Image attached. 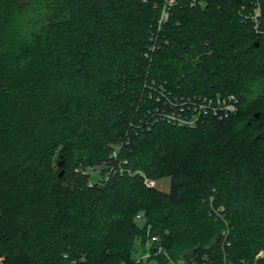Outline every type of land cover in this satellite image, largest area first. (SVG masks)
Returning <instances> with one entry per match:
<instances>
[{
	"label": "trees",
	"instance_id": "1",
	"mask_svg": "<svg viewBox=\"0 0 264 264\" xmlns=\"http://www.w3.org/2000/svg\"><path fill=\"white\" fill-rule=\"evenodd\" d=\"M168 4L0 0V264H264V0Z\"/></svg>",
	"mask_w": 264,
	"mask_h": 264
},
{
	"label": "built area",
	"instance_id": "2",
	"mask_svg": "<svg viewBox=\"0 0 264 264\" xmlns=\"http://www.w3.org/2000/svg\"><path fill=\"white\" fill-rule=\"evenodd\" d=\"M167 1L169 3L168 5L170 6L174 3L175 0H167ZM255 13H256L255 18H258L261 14L260 7L255 10ZM167 17H168V11L164 13L162 20L167 19ZM207 101L205 99V101L202 104H199L198 106H196L194 109L195 113L191 116L186 115L188 117L184 118L181 114L180 115L171 114V115H168L167 118L169 121H172L179 126L195 127L196 124L201 119L202 115H204L205 113L206 114L212 113L215 116L219 117V119H222L224 117L229 116L230 114L234 113L237 110L236 108L237 101L234 96H229L228 99H223L222 97L217 96L215 98V101H212V102L211 101L207 102ZM144 178L148 186H151V187L155 186L154 181L147 179L145 176ZM155 241H157V238L152 237V242H155ZM162 252H164V250L160 247L158 249V253H162ZM149 256H150V253L148 252L146 253L145 256H143V258H146ZM179 264H182V263H179Z\"/></svg>",
	"mask_w": 264,
	"mask_h": 264
},
{
	"label": "rangeland",
	"instance_id": "3",
	"mask_svg": "<svg viewBox=\"0 0 264 264\" xmlns=\"http://www.w3.org/2000/svg\"><path fill=\"white\" fill-rule=\"evenodd\" d=\"M100 169H94L92 170H88L89 173L92 174V176L97 177L98 173H99ZM156 188L163 190V191H168L169 187H170V180L169 178H165V179H161L159 181H155V186Z\"/></svg>",
	"mask_w": 264,
	"mask_h": 264
}]
</instances>
